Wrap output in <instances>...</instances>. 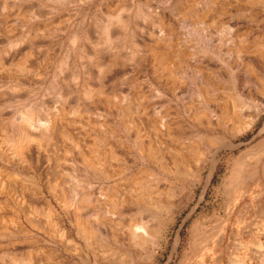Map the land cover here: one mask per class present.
<instances>
[{"label": "rangeland", "instance_id": "rangeland-1", "mask_svg": "<svg viewBox=\"0 0 264 264\" xmlns=\"http://www.w3.org/2000/svg\"><path fill=\"white\" fill-rule=\"evenodd\" d=\"M176 4V0H0V264H51L48 252L78 264H264V185L249 178L246 190H232L240 172L244 178L263 172L264 96L255 95L256 104L249 101L243 107L245 116L256 107L262 109L245 132L232 134L219 127L205 131L196 122L181 97L189 96L195 82L192 69L200 62L195 57L187 61L180 83L173 84L157 67L151 50L157 15ZM118 5L129 8L122 11L129 18L126 33L114 25L111 50L92 49ZM215 15L196 22L188 13L183 20L182 39L192 51L204 41L226 48L228 39L246 28L258 40L264 36V0H229ZM17 41V48L4 55L6 44ZM97 55L105 60L112 56L113 62L102 67ZM208 63L210 70H204L212 105L230 98L235 75L241 73L236 63L229 68L221 67L220 61ZM263 79L255 84L261 89ZM102 80L107 88L102 95H109L110 103L95 90ZM88 91L90 98H85ZM145 103L155 104L149 109L152 118L159 114L169 120V138L160 129L140 125ZM57 109L63 110L56 125L64 133L55 145L43 137L38 123ZM29 112L30 127L22 121ZM97 118L107 121L108 128H100ZM102 136L115 151L108 160L115 172L110 170L108 177L101 154L107 145L96 143ZM191 141L201 146L197 151L201 161L187 159L176 173L155 167L143 148L153 143L167 159V148L186 156L181 148ZM203 146L211 147V152L205 153ZM94 147L98 157L87 153ZM214 150L211 171L212 163L206 159ZM142 166L155 170L139 178L142 187L158 189L151 201L137 196L133 183L134 170ZM48 184L58 195L65 192L64 206ZM74 193L93 194L101 202L103 193L112 194L115 202L104 212L93 203L78 205ZM20 196H25L24 202L17 201ZM134 221L158 229L153 243L139 246L129 238L128 227ZM87 225L93 235L85 240L81 228ZM108 247L111 251L106 252ZM60 264L69 263L63 259Z\"/></svg>", "mask_w": 264, "mask_h": 264}, {"label": "bare ground", "instance_id": "bare-ground-1", "mask_svg": "<svg viewBox=\"0 0 264 264\" xmlns=\"http://www.w3.org/2000/svg\"><path fill=\"white\" fill-rule=\"evenodd\" d=\"M234 1H239L242 3H246L248 1L250 2V0H234ZM226 2H229V0H176V3H177L176 6H173V7L170 6V8H167V10H166V8H164L162 10V13L157 15L158 18L156 19V30L154 29L155 31H153V33H152L153 43L151 44V46H152L151 50L153 52L154 60L157 64V67L160 68L161 71L162 70L166 71L167 77L172 79L173 84H179L180 83V80H181L180 78L182 77L183 70L187 66V64H186L187 61H189L191 58L195 57L200 62V65L198 67H195L192 69L195 82H194L193 88H191V90L189 91L190 92L189 96H182L181 97V104H182L183 108L186 110H189V112H192V117L196 120L197 123H200L203 125L205 131L214 130L216 127H219L222 129H228L230 131V133H232V134H235V133L238 134V133L245 132V131L249 130L250 128H252V126L256 123L257 119L259 118L260 113L262 112V109L256 107L253 111L251 110L252 112L246 114V116L242 114V109L246 105L247 102H249V101L253 102L254 101V103H255V100H256L254 98L255 95H258V97L264 96L263 87L261 89V88L257 87V85H255L256 82L260 78H261L260 80H262L264 78V69H263L264 68V36H262V40H258L259 37L251 35L249 33V30H251V29L246 28L243 31L240 30L239 35H235V37L231 36V39L230 38L228 39V40H230L231 45L228 44V47H226V48H222L221 45L215 46L210 41L205 42L203 40L204 43L201 45H198L197 47H195L194 51H192L187 46V44H185L183 42L182 35H181V33H183L185 31V29H184L185 25H184L183 20H185V17L187 16L188 13H192L194 15V19L196 22H199V21L202 22V20L205 19V17H207V15L209 16L212 14V16H213V14L215 15V14L222 13V9H224V5L226 4ZM128 9L129 8H127V7L118 5V7L116 8V11L111 13V16L108 17L107 22L103 26L100 38H98L97 40L92 42V49L93 48L94 49L101 48V49H105V50L106 49L111 50L112 43H113V35H112L113 30L112 29L115 28L114 25H119L124 30L123 31L124 33H126V31L128 29V26H129L128 19L129 18H127V17L124 18V16L122 15V11L128 10ZM245 25H246V23H245ZM191 32H193L194 34L197 33L195 31V29L192 30ZM136 45L139 46L138 43ZM17 46H18V41L14 42V43L10 42V43L6 44V47L3 49L4 51L3 50L2 51H3L4 55H10L9 52H11L12 49L17 48ZM151 50H149V51H151ZM98 56L99 55H97V58H98L97 63L102 65V67H103V65L107 66L113 62L112 56H110V57L108 56L107 60H105L104 58H99L100 56L99 57ZM133 56H134V54L131 52L130 56H128V57H130L132 59ZM11 57H12V55H11ZM204 60L206 62H202ZM208 60L209 61L211 60L215 64L218 61H220L221 67L228 66V68L234 67L232 65L234 63H236L237 65H239L238 69L241 73V75L239 74L241 77H238L237 75H235V78L233 81L234 87L232 88V92L229 94L230 98L229 99L227 98L228 100L226 98H223L222 101H220V102L216 101L215 104L213 102L212 105H211V101H213V100H211L210 97H207V96H209L208 94L211 91V86H210L211 84H210V80H208V78L206 77L208 72L204 70V69L210 70V67H208V64H209ZM236 64H235V66H237ZM100 65H98V69H99ZM238 78H239V80H238ZM260 80H259V82H260ZM97 86L98 87L95 90L97 91L98 96L105 94L107 92V88H106L103 80L100 81ZM89 94H90V91L83 93L85 98H90L88 96ZM91 94H92V92H91ZM93 95H94V93H93ZM102 96L105 98V101L108 102V96L109 95L106 94V95H102ZM224 97H226V96H224ZM186 98H191V99H186ZM193 98H194V100H193ZM98 100L100 101V99H98ZM132 101H134V100H132ZM108 103H110V102H108ZM195 104H197V105H195ZM154 107H155L154 103H145L144 110H142L143 115H145V120L140 121V125H142L144 127H152V128L155 127V130L160 129L164 134L166 133L168 135V138H169V136H171V131H170L171 130V124L169 123V120H166L164 118V116L159 115V114H157L158 116L152 118L151 117L152 114L150 113L149 109H153ZM130 108L134 109L133 106H131ZM62 111L63 110H61V109H57L55 112H53V114L44 118L45 121H43V122L41 121L40 123H38L39 126L42 128L43 137L46 138V140H48V142L51 140H54V141H51V143L55 142V140L59 136H61L62 133H64L62 126L58 127L56 125L57 124L56 119L58 120V116H60V114H62ZM138 111H136V112H138ZM32 117L33 116L31 114V112H29L22 118L23 119L22 121H24L25 125L27 124L30 127L32 124ZM99 119H98L97 124L100 128H103L104 126L108 125L107 121H101V119L99 121ZM60 123H62V122H60ZM142 126H141V128H142ZM104 128H106V127H104ZM263 128H264V126H263ZM27 130H28V128H27ZM28 133H29V131H28ZM100 133L102 134L103 132H100ZM104 138L105 137L102 136L101 138L98 139V141L97 140H95V141H97L96 142L97 145H103V146L107 145V147L101 152V154L103 153V161L107 162V163H104L105 165H103V163H102V165L104 167L103 174L106 175V177H108L110 175L109 172L112 169V168L110 169L111 163L109 164L108 160L114 156L115 151H114V148L112 147L111 143L108 140L105 141ZM139 139H141V138H139ZM136 142H137V140H136ZM158 142H159V140H158ZM55 145H56V142H55ZM76 147H78L77 143H76ZM95 147L92 148L87 153H89L90 155L98 157L97 156L98 154H96V152L98 150H95ZM143 148L147 151L146 155L149 159L152 160L151 162L155 165V167H157L158 169H163V170L169 171L170 173L171 172H175V173L178 172V166L182 165V163L187 161V159H192L197 163V161H201V158H202L201 157L199 159V157L197 156V151H199L201 149V146L197 142H194V141H191L190 145L187 144V146L185 145V147L181 148L183 151L187 152L186 156H179L178 152L175 149L167 148V150L170 151V155L167 159H165L164 156L161 155L160 149L156 145H154L153 143H150ZM203 148H205V150H204L205 153L211 152V150H209L211 147L209 148V146H208V148H207L206 146H203ZM215 149H217V147ZM53 150H55V149H53ZM82 150H83V148H82ZM215 151L216 150L213 151L210 158L206 159V160H210V162L212 163L211 164V171H212L214 163H215L214 162L215 161L214 156L216 154ZM101 160H102V158H101ZM91 161H92V159H91ZM203 161H205V160L203 159ZM87 162H88V159H87ZM97 162H98V160H97ZM148 162H149V160H148ZM100 163H101V161H100ZM97 164H95V165L97 166ZM239 166L237 164V168H239ZM98 167H100V166H98ZM113 171L115 172V170H113ZM148 171H152V173H155L154 172L155 170L153 168L142 166V167L136 168V170H134V173L132 174V176L134 177L133 183H134V186L136 188V194H137V196L142 198V200H143V198L145 200H150L152 194L156 193V190H158V189L154 190L153 187H151V186L150 187L149 186H145V187L143 186L142 187V184L139 183V181L141 180L139 178L141 176H143V174L145 176V174H147ZM12 174H15V171L13 173L9 174L8 177L10 178L12 176ZM240 174H242V173L240 172ZM240 174L235 176L237 178H235L236 182L234 184V189H232L235 193H238L239 190H241V191L244 189L246 190V187L248 188L247 183L249 181V178L253 179V180L255 179L254 183H256L258 185H262V186L264 185V169H263V172L261 175H254L253 174L252 176H249L247 178L246 177L244 178ZM151 175H153V174H151ZM210 176H211V172L208 174L207 179H209ZM52 179L55 180V178H52ZM7 181H6V183H7ZM10 182H11V180H10ZM130 182H132V181H130ZM141 183H142V181H141ZM251 183H253V182H251ZM262 186H261V188H262ZM48 188H49V190H51L50 192L58 200L59 205L64 206V204L66 202L64 199L65 195L63 196V194L65 192L63 193V190L62 191L60 190L61 193L58 195L54 192V188L52 187V185L50 187V184H48ZM248 190H250V189H248ZM255 190L257 192V189H255ZM104 193H103V195H104L103 198L105 199V201H103V202L99 201L100 199H97L96 197H94L93 194H81L78 196L75 193H74L75 194L74 195V201L78 205H80L82 203H84V204L93 203L97 209H100V207H101V210L103 211V207H104L105 208L104 212H109L110 210H109V208L107 209V206H110V205L112 206L115 201L113 199L112 194L108 196L107 194H104ZM24 197L25 196H20L21 199L18 198L17 201L24 202V199H23ZM154 204H156V203L154 202ZM97 217H98V215L97 216L95 215V218H97ZM79 219H80V217H78V220ZM77 225L80 226L81 224H77ZM90 229L91 228L88 225H87V227L85 226L83 229L81 228L82 235H83V238L85 240H88L93 235V233H91ZM128 232H129L128 233L129 238L131 240L135 241L138 245L147 243L149 241L152 242L156 239L155 236L158 235L157 234L158 229L150 226V224L148 225L147 222L138 223V222L134 221V223H131L129 225ZM67 233H68V231H67ZM100 235H101V233H100ZM110 238H111L112 243H115L117 241L115 236L111 235ZM106 250H107L106 252L111 251L110 247L106 248ZM46 256L50 257L51 264H60L63 259L66 260L69 264H78V261H74L72 259L67 260L68 257H65V256L62 257L63 255H61V254L54 255L53 252H48Z\"/></svg>", "mask_w": 264, "mask_h": 264}]
</instances>
